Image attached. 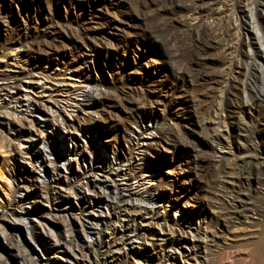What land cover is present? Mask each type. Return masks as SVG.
<instances>
[{
  "label": "rangeland",
  "instance_id": "obj_1",
  "mask_svg": "<svg viewBox=\"0 0 264 264\" xmlns=\"http://www.w3.org/2000/svg\"><path fill=\"white\" fill-rule=\"evenodd\" d=\"M249 2L244 18L232 16L238 26L235 58L241 74L228 95L225 124L215 131L205 111L218 101L224 84L193 81L195 63L190 58L203 53L207 62H213L222 56L218 48L203 49L197 35L187 36L184 23L191 24L189 15L158 17L156 21L168 26L164 33L170 40L164 43L154 22L142 13L152 0H0V55L17 53L18 59L10 61L15 68L42 69L62 75L66 84L91 89L89 114L75 113L70 120L76 128L71 131L74 140L95 144L110 156L115 151L136 157L129 142L131 131L138 121L147 128L154 126L142 153L149 185L170 220L179 222L167 229L149 225L148 242L128 250L118 264H143L147 258L150 264H184L185 258L193 264L202 257L210 264H264V49L254 34L264 45V0ZM156 10H145V15ZM205 22L212 24L211 19ZM51 131L52 139L68 136L64 128ZM205 158L220 159L226 166L239 159L250 169L243 176L214 177ZM8 166L16 167L17 175L25 169L34 175L32 164L11 158L0 148V205L14 191ZM224 179H230L224 189L228 197L217 201L212 185ZM229 195L237 199L231 202ZM35 200V207L44 210V204ZM241 202L246 214L238 217ZM62 214L44 218L56 234L63 233ZM24 225L19 223L17 232L10 233H17L29 251ZM203 235L209 237L207 250L193 246ZM9 238L0 235L2 264H33V255L19 257ZM168 253L178 263L167 261Z\"/></svg>",
  "mask_w": 264,
  "mask_h": 264
},
{
  "label": "bare ground",
  "instance_id": "obj_2",
  "mask_svg": "<svg viewBox=\"0 0 264 264\" xmlns=\"http://www.w3.org/2000/svg\"><path fill=\"white\" fill-rule=\"evenodd\" d=\"M249 1L152 0L142 9L144 17L154 22L156 33L164 43L170 40L164 33L168 26L161 20L156 21L158 17L168 13L189 15L191 24L184 23L188 27L187 36L197 35L203 49L211 47L220 51L222 57L213 62H207L203 53L190 58L195 63L193 81L224 84L217 96L218 101L205 111L210 119L209 126L215 131H220L225 124L228 95L237 87L235 81L241 74L235 58L238 26L232 16L244 18L250 12ZM155 9L154 15H145V10ZM206 19H211L212 24L206 23ZM254 34L264 49L259 34ZM225 53L229 56L223 57ZM16 59L17 53L0 55V148H5L11 158L32 164L34 173L30 175L25 169L17 175L16 167L8 166L14 191L0 205V235L4 239L10 237V247L17 255L25 257L29 252L33 255V264H118L119 260L125 261L128 250H135L148 242L149 225L166 229L178 225V220H170L167 210L161 207L162 199L150 188L151 180L144 165L142 153L149 137L154 134V126L147 128L138 121L131 131L129 142L131 150L137 153L136 157L131 154L118 156L115 151L110 156L107 150L95 144L92 146L87 142L82 145L71 135L76 128L70 120L75 113L89 114L93 98L91 89L76 83L66 84L62 75H52L42 69L15 68L10 61ZM199 60L203 62L199 63ZM223 65L226 70L219 71ZM54 128L68 130V136L50 138ZM204 160L213 168L214 177L226 174L243 176L250 169L249 163L239 159L233 160L229 166L222 164L220 159ZM229 182L230 179L218 180L212 185L217 201L228 197L224 189ZM35 189L39 193L31 192ZM35 198L44 204V210L35 207ZM229 198L231 202L237 199L232 195ZM242 204L238 217L246 214ZM62 213L66 217L62 222L63 233L56 234L44 218ZM19 223L25 224V233L31 244L29 251L22 247L17 233H10L17 232ZM208 238L207 235L199 237L193 246L207 250ZM178 239L180 243V237ZM165 257L169 262L178 263L170 253ZM2 259L4 257L0 255V264ZM150 261L147 258L143 264H150ZM210 262L209 258L202 257L201 260L196 258L193 264ZM184 264L192 263L185 258Z\"/></svg>",
  "mask_w": 264,
  "mask_h": 264
}]
</instances>
